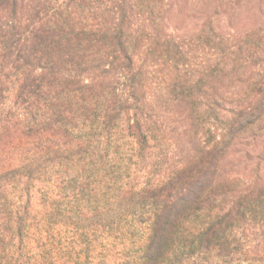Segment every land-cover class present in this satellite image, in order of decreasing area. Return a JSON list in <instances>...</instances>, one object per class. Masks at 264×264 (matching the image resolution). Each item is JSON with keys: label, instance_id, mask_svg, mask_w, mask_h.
Wrapping results in <instances>:
<instances>
[{"label": "trees", "instance_id": "trees-1", "mask_svg": "<svg viewBox=\"0 0 264 264\" xmlns=\"http://www.w3.org/2000/svg\"><path fill=\"white\" fill-rule=\"evenodd\" d=\"M174 11L0 0V264H264V59Z\"/></svg>", "mask_w": 264, "mask_h": 264}, {"label": "rangeland", "instance_id": "rangeland-1", "mask_svg": "<svg viewBox=\"0 0 264 264\" xmlns=\"http://www.w3.org/2000/svg\"><path fill=\"white\" fill-rule=\"evenodd\" d=\"M165 2L175 8L171 23L177 26L176 31L179 34L188 35L199 28L204 20L211 19L216 33L229 40L231 49H237L238 55L235 57L241 62L239 71L248 72L263 62L264 55L253 48L252 43L244 37L250 39V36L264 35V0H165ZM248 49H251L252 52L249 51L251 54ZM245 76L240 81L236 80V85H240ZM260 147L259 141L256 142V139L251 137L245 138L239 147L250 151V159L237 161L242 167L245 166V172L249 175H263V161L260 162V170L255 171L258 160L256 153Z\"/></svg>", "mask_w": 264, "mask_h": 264}]
</instances>
